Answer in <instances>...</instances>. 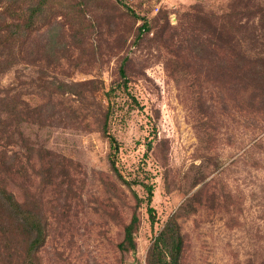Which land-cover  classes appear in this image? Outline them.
<instances>
[{
    "label": "rangeland",
    "instance_id": "rangeland-1",
    "mask_svg": "<svg viewBox=\"0 0 264 264\" xmlns=\"http://www.w3.org/2000/svg\"><path fill=\"white\" fill-rule=\"evenodd\" d=\"M121 1L150 23L149 31L138 32L140 19L106 2L86 15L94 30L83 41L80 60L67 29L45 25L24 47L41 53L57 41L54 55L43 60L25 54L0 71V96L15 95L18 109L52 106L43 110L53 115L51 122L39 126L23 114L8 129L12 140L0 138L6 143L1 154L11 164L4 187L18 201L25 194L40 197L46 235L36 251L38 264H145L152 237L172 213L182 235L179 264H264V94L229 89L217 76L214 58L192 62L185 42L163 46L167 34L181 39L183 31L170 28L156 37L163 22L153 23L161 12L175 26L186 10L221 13L243 3L264 9V0ZM235 19L245 21L243 45L264 50V29L256 18ZM124 57L126 90L110 95L108 130L118 143L117 169L128 184L111 172L108 141L93 114L107 88L120 80ZM87 79H99L102 89L96 87L93 96L84 91L82 102L50 86ZM44 149L60 161L48 180L40 175ZM143 183L151 186L152 224ZM132 213L135 248L123 252L117 243ZM14 247L10 241L9 253ZM4 250L0 235V264Z\"/></svg>",
    "mask_w": 264,
    "mask_h": 264
},
{
    "label": "trees",
    "instance_id": "trees-1",
    "mask_svg": "<svg viewBox=\"0 0 264 264\" xmlns=\"http://www.w3.org/2000/svg\"><path fill=\"white\" fill-rule=\"evenodd\" d=\"M106 2H109L111 7L123 11L133 20L140 19L138 32L150 30V23L121 0H0V71L8 70L25 54L38 56V59L43 60L54 55L51 52L57 41H51L52 48L50 45H44L41 53L24 47L32 34L38 32L45 25L49 28H60L61 31L63 27L66 28L71 43L79 48L77 60H80L86 51L83 41L86 35L94 30L91 19L86 15L97 9L102 10V4H106ZM251 5L253 7H248L247 3H243L242 7L232 5L233 7L231 6L227 11L221 13L203 11L198 8L186 10L180 14L175 26H170L167 14L161 12L158 17L153 18L154 25L159 20L163 22L157 25L156 37H163L170 28L183 31L185 38L181 39H177L171 34L164 35L167 41L163 42V46L169 47L174 41L176 44L185 42L188 47L186 50L188 54H186L192 59V62L193 60L202 62L204 59L210 61V57L217 61V66L220 68L217 76L226 79V85H230L229 89L251 91L254 95L259 92L264 94V50L250 51L247 49L243 45L244 37H241V32L245 29V21L242 23L239 20L237 23L233 21L241 15H246L247 19L245 20L247 21L254 16L255 23L264 29V9L254 3ZM124 60L125 57L121 59L118 66L120 80L114 86L107 88L104 93L105 102L98 103L97 110L93 114L97 116L99 132L108 141L109 168L116 178L128 184L129 182L120 175L117 169L115 153L118 143L108 130L109 119L114 108L110 95L116 89L126 90L122 69ZM170 61H177V59ZM50 86L58 93L72 94L82 102L86 98L84 91L93 96L96 87L102 89V82L99 79L70 82L58 80L52 81ZM131 99L133 100L132 97ZM15 100V95H8L6 92L0 96V138L6 136V140H12V132H8V129L11 125L17 126V117L21 118L22 116L23 118V114L28 118L30 116L31 120L39 126L45 122H51L53 119L52 114L48 115L43 111L45 108L51 109V104H35L29 110L27 108L18 109ZM19 134L21 137L20 132ZM0 144L2 146L6 143L0 142ZM28 146L27 148L30 147ZM44 150L46 160L40 165L42 167L40 175L43 179L48 180L57 172L56 163L60 161L52 150ZM1 153L0 150V235L6 257L3 264H38L36 251L46 235L40 197L25 194L24 199L18 201L12 192L4 187L1 180L10 169L11 164H6ZM3 154L5 153L3 152ZM8 159L11 162L12 156ZM58 175L66 177L67 173L58 171ZM142 186L146 194L144 197L146 212L149 222L152 224L155 221V216L154 209L149 205L152 195L151 186L147 183H143ZM198 192L199 190L191 197ZM136 220L135 214L132 213L129 221L123 225L122 238L117 243L120 251L134 250L133 232ZM10 241L18 245L17 248L12 249V253H9ZM181 248L182 235L176 214L172 213L167 216L161 228L152 237L145 253L144 263L179 264Z\"/></svg>",
    "mask_w": 264,
    "mask_h": 264
}]
</instances>
